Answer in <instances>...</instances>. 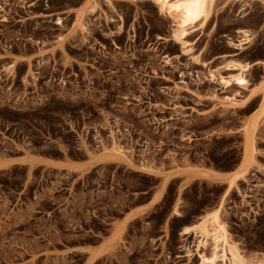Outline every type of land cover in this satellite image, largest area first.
<instances>
[{"label": "rangeland", "instance_id": "obj_1", "mask_svg": "<svg viewBox=\"0 0 264 264\" xmlns=\"http://www.w3.org/2000/svg\"><path fill=\"white\" fill-rule=\"evenodd\" d=\"M172 24L150 0H0V264H197L179 256V230L220 203L243 252H264V65L245 89L199 79L164 38ZM238 28L253 37L242 50L227 40ZM188 39L202 61L263 59L264 0H217ZM61 158L75 162L51 166ZM192 158L212 175L247 167L245 179L225 196L228 178L209 172L166 181ZM153 190V212L119 222Z\"/></svg>", "mask_w": 264, "mask_h": 264}, {"label": "bare ground", "instance_id": "obj_2", "mask_svg": "<svg viewBox=\"0 0 264 264\" xmlns=\"http://www.w3.org/2000/svg\"><path fill=\"white\" fill-rule=\"evenodd\" d=\"M160 13L166 14L172 21L171 32L165 39H171L174 43L180 45L182 53L192 57L196 63L204 67L199 79H204L210 83L220 85L224 90L236 85L245 89L249 84L246 72L256 63L264 65V58L253 62L241 61L233 58L237 53H220L212 59L202 61L198 58L200 52H192L195 42L188 37L195 32L204 33L205 26L211 17L217 0H150ZM57 22L61 23V18L57 17ZM236 35L227 36V40L232 48L242 50L252 41V33L245 28L235 30ZM159 38L161 36H158ZM216 59H221V64L212 67L209 64ZM263 93L260 113L264 116V79L262 82ZM225 104L231 103L235 98L231 95L223 97ZM256 120L249 122L245 126V162L251 165L255 162V139L253 134L256 130ZM115 149H118L117 145ZM247 167L239 172L232 174L228 178V183L222 196L232 189H239V180L245 179ZM222 203L208 212L203 213L199 220L190 225H184L180 228L179 234L182 235L183 243L180 244L182 256L190 258L194 255L197 258V264H264V252H255L245 254L240 247V242L233 237L229 231L228 223L221 216ZM174 214H180V210L175 205ZM190 237V238H189ZM91 258L100 254V250H94Z\"/></svg>", "mask_w": 264, "mask_h": 264}, {"label": "crops", "instance_id": "obj_3", "mask_svg": "<svg viewBox=\"0 0 264 264\" xmlns=\"http://www.w3.org/2000/svg\"><path fill=\"white\" fill-rule=\"evenodd\" d=\"M190 161H191L190 162L191 164H190L189 169L188 168L184 169V171L180 173H172L170 175L171 177H169L166 181H172L173 179H178V181H188L187 184L193 181H210L209 179H207V177L203 175V173L205 174V172H209L207 174L209 176L215 177L213 179L218 181V180L229 178L232 172V171H216V175H212L210 171H208L209 166H205L203 170L200 167V162L196 158H192ZM73 162L75 161H67L64 158H61L58 160L52 159V162L50 164L53 167H60L61 169H66V168H71L73 166L71 165ZM226 186H227V183H226ZM161 198H162L161 193H159L158 191L155 192L153 190L149 194L145 202L140 203V204H135V205L128 207L127 210L123 213V215H121V217L118 219L119 222H122L123 220H125L124 224L128 225L132 223L133 221L140 219L141 216L148 215L151 209L157 206ZM208 211H211V210H208ZM186 225H189V224H186Z\"/></svg>", "mask_w": 264, "mask_h": 264}]
</instances>
